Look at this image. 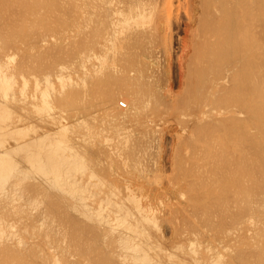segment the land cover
<instances>
[{"label":"bare ground","instance_id":"1","mask_svg":"<svg viewBox=\"0 0 264 264\" xmlns=\"http://www.w3.org/2000/svg\"><path fill=\"white\" fill-rule=\"evenodd\" d=\"M0 264H264V0H0Z\"/></svg>","mask_w":264,"mask_h":264},{"label":"rangeland","instance_id":"2","mask_svg":"<svg viewBox=\"0 0 264 264\" xmlns=\"http://www.w3.org/2000/svg\"><path fill=\"white\" fill-rule=\"evenodd\" d=\"M176 30H177V29H175L173 35H174V44L176 45L175 47H176V49L178 50V49H179V47H178V45H179V43H178V42H179V38H178L177 35H179L180 32H179L178 30H177V31H178V32H177ZM176 32H177V35L175 34ZM175 39H177V40H175ZM175 41H176V42H175ZM177 50H176V51H177ZM120 70H121V69H118L117 71L121 72ZM123 71H125V70H123ZM123 71H122V72H123ZM119 72H118V73H119ZM125 72H126V71H125ZM127 72H128V71H127ZM119 85H121V84L118 83V86H117L118 89H119ZM120 87H121V86H120ZM121 88H122V87H121ZM120 90H121V89H120ZM120 92H121V91H120ZM121 93H122V92H121ZM123 95H124V94H123ZM121 97H122V94H121ZM119 98H120V97H119ZM119 98H118V100H117V101H118L117 104H119V101L125 99V97H123V99L120 98L121 100H119ZM126 99H127V98H126ZM118 106H119V105H118ZM119 108H120V110H122V109L124 110L123 107H119ZM125 109H126V108H125ZM123 110H122V111H123ZM93 130L95 131V129H93ZM96 131H97V130H96ZM96 131H95V132H96ZM99 133H100V132H99ZM101 133H102V132H101ZM100 135H101V134H100ZM168 167L170 168V169L168 168V170H169L168 172H170V171H171V167H170V166H168ZM165 230H166V229H164V232H165V233H164V236H165L167 239H169V238L171 239L173 235H172L171 232H169L168 230H166V231H165ZM167 231L169 232L170 235L167 234V233H168Z\"/></svg>","mask_w":264,"mask_h":264},{"label":"built area","instance_id":"3","mask_svg":"<svg viewBox=\"0 0 264 264\" xmlns=\"http://www.w3.org/2000/svg\"><path fill=\"white\" fill-rule=\"evenodd\" d=\"M120 105H121L122 107H126V106H127V102H126L125 100H121V101H120Z\"/></svg>","mask_w":264,"mask_h":264}]
</instances>
